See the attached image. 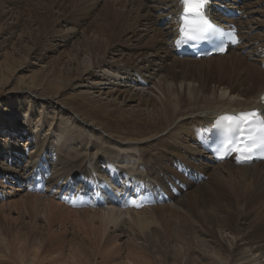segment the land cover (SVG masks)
Here are the masks:
<instances>
[{
  "label": "bare ground",
  "instance_id": "bare-ground-1",
  "mask_svg": "<svg viewBox=\"0 0 264 264\" xmlns=\"http://www.w3.org/2000/svg\"><path fill=\"white\" fill-rule=\"evenodd\" d=\"M7 1L10 2L0 0V23L10 13L4 9ZM44 1L47 2L43 8L44 14L36 8L33 11L28 10L25 14L23 7H15L17 17H14V12L12 19L17 23H6L2 38L13 35L19 45L20 42H26L31 44V47L28 51L25 49L27 46H13V52L18 57L6 54V68L14 69L13 64L30 63L31 59L43 50L46 41L68 42L67 38L72 37V34L64 35L65 31L56 29L53 23L56 9L61 12L58 19L61 23L80 26L82 19L93 20L83 29L84 40L80 48L72 47L75 55L74 59H70L74 62L70 60L69 63H75L73 71L76 72L77 78L71 75L68 68H51L50 73L47 70L41 72V69L40 74L30 76L31 84L36 90L19 88L16 92L7 93L6 104L0 102L2 133H22L38 138L33 147L37 148L36 154L26 148L21 150L16 145V155H13L12 150L7 148V143H0V160H4L3 163L0 162V167H5V161L15 164L25 158L23 164H26L16 165L13 172L10 165L5 167V171H11L24 179L28 172L36 169L41 161L39 158L43 156L44 164L51 165L49 162L52 160L60 162L63 166L62 176L64 172L67 173L76 167L78 159H75L79 156L80 148L91 143L92 150L98 149V153L102 150L106 152L105 158L98 157L96 163L91 166L90 163L87 165V157L82 155L79 158L81 169L72 177L64 176L65 180L75 182L85 177L90 180L94 173L104 177L106 172L103 167L106 166L107 173L109 169L117 170L121 176L135 174L140 178L144 177L143 180L150 188L156 185L163 187L169 196V205L161 204L160 208L149 203L148 208L134 211L106 204L100 209L83 210L92 223H99L90 244L95 256L102 259L100 264H114L111 260L114 254L110 250L114 236L126 231L133 232L136 238L148 244V248H142L145 252L148 251L145 256L150 258L152 250L158 248V255L163 258L159 260L160 264H170L171 260L174 261L172 264H178V260L181 264L184 261V264H191L189 259L192 252H197L199 257L205 258L211 264H264V162L237 166L232 161H225L219 164L220 167H212L211 171L209 166L192 162L196 157L181 150L183 146H187L188 140L200 145L199 140L203 139L206 129L210 130L215 121L225 115L262 109L260 102L264 93V37L261 41L256 38L255 42L254 37H249L254 28L253 21L243 22L240 19L237 22L244 40L242 46L229 50L224 56H213L199 61L179 58L174 50L176 19L181 11L179 0ZM216 1L215 4H223L227 0ZM263 1L251 0L249 4L238 6L236 0H229L230 4L226 6L244 11L245 15L246 12L253 15L258 12L255 8ZM11 3L15 4L13 1ZM168 3L171 4L169 9L159 10ZM23 15L27 17L26 21L23 20ZM167 19L164 31L157 28V24L164 23ZM34 26L38 28L33 29ZM139 27L153 29L158 39L155 38L148 44L135 45L133 48L139 51H153L156 53L155 59H150L148 52L142 51L140 61H135L134 64L121 61L113 64L105 60L107 54L114 57L117 52L120 53L119 47H122L124 36L131 34L134 38ZM90 40L93 42L90 43ZM163 45L170 49L165 50V57L160 55ZM259 46L261 47L258 51L253 53ZM245 48L248 53L242 55ZM237 50H240L241 54L236 52L231 55L232 51ZM169 51L173 52V61L163 68L160 62L171 57ZM250 58L256 60L255 63H248ZM161 72L164 73L163 77L159 76ZM94 74L97 77L100 75L99 80L93 83L95 88H129L127 92L133 93L130 99L152 107L157 119L150 122L122 109L98 104L88 105L86 98L79 99L74 93L76 86L82 85V80L93 77ZM163 132H166V136L158 137ZM44 135L43 140L39 141ZM94 140L98 144L92 143ZM148 151L155 154H148ZM100 163L104 166L101 167ZM176 164L183 166L186 171L189 170L193 177L204 175L207 180L194 183L186 179L174 169ZM53 180L52 184L59 181ZM177 180L182 181L187 189L182 191L178 187L179 195L174 196L166 182L174 185ZM48 182H51L50 179ZM2 193L0 189V196ZM180 196L182 197L179 198ZM29 198H32L31 195ZM33 200V206L30 207L31 217L35 213L34 210L36 211L35 208L42 204L48 206L51 215L62 208V204L55 201V196H50L48 200L35 196ZM25 206L27 209V203ZM176 216L181 219L177 224L172 221ZM168 217L170 220L167 221ZM36 226L34 228H37ZM73 229L72 232L77 231V238L81 236L82 239H89L82 230L80 231V225ZM33 235L31 232H23L22 229L18 230L15 242L17 241L20 247H14L11 251V257L16 263L91 264L88 258L90 251L86 249L83 243L85 241L80 240V237L64 242L62 247H69L64 259L61 251L63 248L57 250L61 252L55 257H51L54 252L50 253L49 250L41 252V249L45 248L43 242V247L38 246L40 244L37 238L31 241ZM169 249L174 250L173 257L169 255ZM128 253L127 264H156L138 257L139 255L133 256L131 249ZM6 258L7 256L0 252V259Z\"/></svg>",
  "mask_w": 264,
  "mask_h": 264
},
{
  "label": "rangeland",
  "instance_id": "rangeland-1",
  "mask_svg": "<svg viewBox=\"0 0 264 264\" xmlns=\"http://www.w3.org/2000/svg\"><path fill=\"white\" fill-rule=\"evenodd\" d=\"M11 1L15 2V4L11 3ZM43 1L41 2V0H10V2L7 1V3L4 4L5 6L3 5L5 12H10V13L8 14L6 19L4 20L5 22L3 21L0 23V102L1 103L5 102L8 99L7 98L8 92H13V91L16 92L19 88H22V87L31 88L33 90H36V89H34L36 87H34L33 84H31V81H32L31 77H34V75H36V74L38 75L41 72L46 71V70L49 71L48 73H50L51 71L49 69H51V68L52 69L56 68V69H60V70H67V68H68L71 72V75L74 76V78H77L76 72L73 71L75 63L71 64L69 62L71 59H74L75 53L72 52L73 49L77 46L80 48V45L83 43V40H84L82 38L83 29L87 25H89V23L93 20V18H88V19L85 18L84 20L82 19L80 26L74 25L71 23H61L58 21L59 16H61V12H59L58 9L55 10L56 18H55V20H53V23L56 26V29H62L65 31L64 35H71L72 34V37H70L69 39L67 38L68 42L61 43L58 40H56L57 42L46 41L43 50L38 52L37 55H35V57L33 56L34 58L31 59L30 63L15 64V65L13 64L12 67H15L14 69H12V68L8 69V68H6V65H4L5 59H6V56H5L6 54H9L10 56H14V58L18 57L17 54H15L13 52L14 51L13 46L14 47L15 46L16 47L17 46L18 47L23 46V48H25L27 46L25 48L26 50H28V48L31 47L30 46L31 44L26 43V42H22V43L20 42V45H19L17 43L16 38H14L13 35H9L7 37L5 36L4 38H2V35H1L3 32L2 30L6 29V27H7L6 23H8V25H13V24L17 23V21H15L14 18L12 19L14 12H15L14 17H17V14H16L17 11L15 10V7H17V5L20 7H23L26 10L25 14H27L28 10L33 11L35 8L39 9L40 13L44 14L45 10L43 8L47 2L46 1L43 2ZM237 2L239 3V5L243 6L246 3L249 4L251 2V0H248V1L247 0H245V1L237 0ZM170 6H171L170 3L165 4L163 6V8H160L159 10L160 11L167 10L170 8ZM255 11H258V12L253 13V15L248 13V12H246V15H245L244 11L241 12L242 13V19L241 20L243 22H247V21L252 20L254 23V28L251 31V33L249 34V37H254L253 42L256 41L255 40L256 38H259V40L261 41L264 37V1L260 4V6L255 8ZM249 12H251V9ZM96 13H94V14H96ZM160 13L161 12H159V14ZM166 14H168V12H166ZM22 18L24 21L27 20V17L24 15L22 16ZM253 23H252V25H253ZM166 24H162V23L160 24L159 23V24H157V28L164 31L166 29ZM97 25H99V23H97ZM37 28L38 27L34 26L33 29H37ZM136 34L137 35L134 38L132 37L131 34L124 36L123 43L121 45L122 47H119V50L122 52V54H121V52L120 53L117 52L114 55L115 58L113 56H111L110 54H107L105 57V60H107L111 63L113 62V64H117L120 61H121V63L134 64L135 61H137V62L140 61V59H141V58H139L140 54L142 53V51H146V50H142V51L140 50L139 51L137 48L134 50L133 47H135V45H138V44L141 45V44L151 43L152 40L154 41L155 38L158 39V36L156 35V32H154L153 29H150L149 27H139L137 29ZM10 38H12L14 40H12ZM168 41L169 40H167V42ZM89 42L91 43V42H93V40H90ZM58 44H61V45L58 46ZM263 44H264V41H263ZM7 45H9V46H7ZM10 46L12 47L11 50H10ZM261 46L255 48L252 52L253 53L257 52ZM72 47H74V48L72 49ZM161 47L163 49L160 52V55H162L161 57L167 56L165 50L168 48V46L163 45ZM168 50H170V49L168 48ZM146 52H148L150 59L156 58V53H154L153 51L147 50ZM236 52L240 53V50L232 51L231 55L236 53ZM246 53H248V50L242 51V55H245ZM70 54H71V57H70ZM127 54H129V55H127ZM169 54L171 55V57H169L165 61L160 62L161 67L163 66V68H164L167 64H170L173 61V58H172L173 52L169 51ZM64 55H66V56L64 57ZM124 55H125V57H124ZM36 56H37V58H36ZM128 56H129V58H128ZM215 57H217V56H215ZM241 57H243V56H241ZM66 58H68V59H66ZM245 58H247V57H245ZM101 59H103V58H101ZM164 59H166V58H164ZM204 59H206V58H204ZM123 60H124V62H123ZM127 60H130V61L127 62ZM200 60H202V59H199V61ZM58 61L59 62L61 61V62L59 63ZM255 61L256 60H253V58H250L247 60V62L250 64L255 63ZM71 62H74V61L71 60ZM41 69H43V70H41ZM40 70H41V72H40ZM162 74L164 75V73L161 72L159 74V76L163 77ZM99 77H100V75L97 77L96 74H94V76L90 77V78L86 77L84 80H82L80 82V83H82V85L76 86L75 91H74L75 95L79 96V99H81V100L86 98L85 100H86V103L88 105H94V104L97 105L98 104V105H104V106L111 107V108L122 109L123 111H126L128 113L135 114V116L136 115L141 116L150 122L153 119H157V114H155L152 107H146L145 105L139 104L140 102L130 99V97L133 96V93H128L129 88L128 89L126 87H114V88L105 87L103 89L95 88L93 83L98 81ZM5 104H6V102H5ZM153 116L155 118H153ZM21 124H23V123H21ZM27 134H30V133H27ZM165 136H166V132H163L158 137H165ZM44 137H45V135L43 137H41L42 139L39 141H42ZM30 139H34V140L32 141ZM37 142H38V138L29 136V135H24L22 133L17 135V134H12L10 132H8V134H5V133H2L0 130V143H2V144L7 143L8 144L7 148L12 150L11 153H13V155H16L15 151H14V146H16V145H18L21 148V150L26 148V149H29L31 153L36 154L37 148L33 149V147L36 145ZM147 142L148 141H144V143H147ZM27 143H28V145H26ZM30 143H33V144L30 145ZM92 143H97V142L94 140ZM1 150H2V152L4 151V149H1ZM181 150L185 151L186 153L192 154L194 157H196V159H194V160L192 159V162H194L196 164L202 163L205 167L209 166L211 171L213 170V168H216V166L217 167L219 166L217 164H215V165L213 164L211 157H209V155L199 146V144L189 142V140H188L187 146H183ZM148 154H155V153L148 151ZM78 155L79 156L76 157V159H75L76 161L78 159L77 164H75L76 167H74L71 171H69L67 173L64 172V174L62 176H61V173H63V169H62L63 166L60 165V162L59 161H53V160L49 162L53 166V170H54L53 176L50 178L51 183H52V181H54L53 179L59 180V179H62L64 176L72 177L74 174H77L78 171L81 169V166H79L81 164L79 158L82 157V155L87 157V165L90 163V165L92 166L96 163L98 157L105 158L106 152H104L102 150L101 152L98 153V149L92 150V145L90 143V144H86L83 147H81ZM88 160H90V161H88ZM24 161H25V158H23L19 163L10 164V162L8 163L7 161H5L4 164H5V167H6V165L7 166L10 165L9 166L10 170L13 172L16 168V165L22 164L24 166L26 164V163L23 164ZM0 162L3 163L4 160L1 159ZM139 162L141 163L142 161L139 160ZM101 163H100V166L101 167L104 166ZM75 165L73 164V166H75ZM5 167H2V166L0 167V189L3 192L2 196H0V207H1L0 208V247H1L0 252H2V254L7 256V258L4 260L0 259V264H18L13 260L14 258L11 257V251L14 250V247L15 248L20 247V244L17 241L15 242V240L17 239L18 230H20V229H22V231L27 233V234L30 232L33 233L34 235L32 236L31 241L33 238H37L39 240L37 242L40 244L38 246H41L42 242H43V245L45 248L44 249L42 248L41 252H42V250H45L46 252L49 250L48 252H50V253L54 252L51 257H55L58 252L62 251L64 259H66V256H67L66 252H68V249H69L68 246H66L64 248L62 247L64 242L65 241L68 242L74 238L78 239L80 237L79 238L80 240L85 241L83 243L86 246V249L88 251H90V252H88L89 253L88 258H89L91 264H100L102 262V259H99L100 257L95 256L94 250L91 248V244H90L91 241H93V238H94L93 234L96 233L99 223H96V221L92 223L91 219H89L87 214L83 213L84 209L74 210V209H71V208L65 206L64 204L60 203L57 200H55V201L62 204V208L57 209L55 211V214L52 213V215H51L48 206L46 204H42L40 207L38 206L37 208H35L36 211L34 210L35 213H33L34 215L31 217L30 216V211H31L30 207L33 206L31 204L34 203L33 202L34 197L39 196V197H43V198L48 200V199H50V195H48L47 193L46 194L44 193L45 194L44 195V194H34V193L29 192L25 186L26 181H27V174H29V172L24 176V179H23V178H19L17 175H14L11 171H9V172L5 171ZM31 172H33V171H31ZM11 174H12V176H10ZM204 177H205V180H207V176H204ZM8 178H10V179H8ZM142 178H144V177H142ZM30 195L32 198H29ZM181 197L182 196H180L179 198H181ZM25 203H27V205H28L27 209H26ZM15 204L18 205V207ZM163 205H169V204L166 203ZM161 206L162 205H157L154 207L160 208ZM2 207H3V209H2ZM98 209H100V208H98ZM85 210H87V209H85ZM88 210H90V209H88ZM4 212H5V214H4ZM168 220H170V217L167 218V221ZM180 220L181 219L179 216H176L172 219V221L175 224L179 223ZM79 225L81 228L80 231L82 230L83 234L85 233L86 236L89 237V239H85V237L82 239L81 236H79L77 238L76 237V236H78L77 231H75V233L72 232V230L74 231L73 228H77ZM35 226L37 228H34ZM75 230H77V229H75ZM59 235H61V236H59ZM51 239H53V240L51 241ZM79 241H78V243H79ZM113 241L114 242H112L113 244H112L110 250H112V252L114 254L111 257L112 258L111 260L114 262V264H127L129 260L127 259L126 255H129L128 251L130 249L133 250V254H132L133 256L139 255L138 257L143 258L144 260L153 261L156 264H158V263L160 264L159 260L163 259L161 256L158 255V250H159L158 248H155L152 250L153 253L151 254L152 256H150V258L148 256H145L146 255L145 253H147L148 251L145 252V250H143L142 248H145V247L148 248V244L144 243L143 240H139V238H136L134 236V233L131 231H126L125 233L115 234ZM49 242L52 244H50ZM43 245L41 247H43ZM60 248H63V249L61 251H57ZM135 251L136 252L139 251V253L137 252L138 253L137 254ZM169 252H170L169 255L171 254L170 256L173 257L174 253H175L174 250L171 249V251H170V249H169ZM190 258L191 259H189V262L191 264H211V262H209L205 258L199 257L197 252H192V255ZM178 259H180V258H178ZM178 261H177V263L181 264V261H179V262ZM173 262L174 261L171 260L170 264H172ZM184 263H185V261H184Z\"/></svg>",
  "mask_w": 264,
  "mask_h": 264
},
{
  "label": "snow or ice",
  "instance_id": "snow-or-ice-1",
  "mask_svg": "<svg viewBox=\"0 0 264 264\" xmlns=\"http://www.w3.org/2000/svg\"><path fill=\"white\" fill-rule=\"evenodd\" d=\"M182 3L185 7V26L182 27L181 33L188 39H196L207 25L202 12L205 0H182ZM234 42L238 43V40L234 39ZM219 127L225 133L236 134V141L233 142L229 138L222 144V148L229 152L235 151L238 163L250 161L257 153L264 155V118H260L258 113H239L223 117Z\"/></svg>",
  "mask_w": 264,
  "mask_h": 264
}]
</instances>
